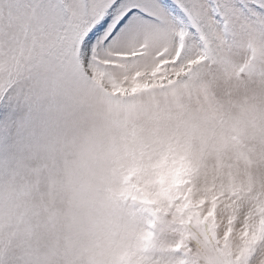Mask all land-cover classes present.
I'll return each instance as SVG.
<instances>
[{
    "label": "snow or ice",
    "instance_id": "obj_1",
    "mask_svg": "<svg viewBox=\"0 0 264 264\" xmlns=\"http://www.w3.org/2000/svg\"><path fill=\"white\" fill-rule=\"evenodd\" d=\"M235 57L237 74L264 61V0H0V264H85L102 207L128 199L145 264H264V207L221 241L222 194L195 197L187 170L145 179L127 151L144 97Z\"/></svg>",
    "mask_w": 264,
    "mask_h": 264
},
{
    "label": "clouds",
    "instance_id": "obj_2",
    "mask_svg": "<svg viewBox=\"0 0 264 264\" xmlns=\"http://www.w3.org/2000/svg\"><path fill=\"white\" fill-rule=\"evenodd\" d=\"M240 62L241 57L233 65L210 60L195 67L189 89L155 100L144 97L145 107L129 122L135 135L126 142L145 179L187 170L195 197L222 194L216 211L221 241L230 214L238 223L247 218L251 226L264 207V61L237 74L234 65ZM157 187L150 185V191ZM56 206L63 207L59 200ZM142 208L130 199L103 206L87 238L85 264H145ZM56 231L62 233L64 226L58 224ZM239 233L234 226L233 251ZM160 239L170 243L173 237Z\"/></svg>",
    "mask_w": 264,
    "mask_h": 264
}]
</instances>
